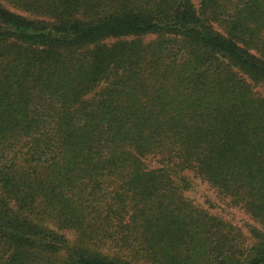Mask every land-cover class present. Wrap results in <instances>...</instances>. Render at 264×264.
Segmentation results:
<instances>
[{
    "label": "trees",
    "instance_id": "1",
    "mask_svg": "<svg viewBox=\"0 0 264 264\" xmlns=\"http://www.w3.org/2000/svg\"><path fill=\"white\" fill-rule=\"evenodd\" d=\"M255 87L264 0H0V264H264Z\"/></svg>",
    "mask_w": 264,
    "mask_h": 264
},
{
    "label": "rangeland",
    "instance_id": "2",
    "mask_svg": "<svg viewBox=\"0 0 264 264\" xmlns=\"http://www.w3.org/2000/svg\"><path fill=\"white\" fill-rule=\"evenodd\" d=\"M193 1L197 3V0ZM254 89L259 94L264 95L263 88L255 87ZM186 175L191 179L193 184L192 188L185 191L184 194L192 204L241 228L246 237L251 240L249 226H256V223L242 209L232 206L227 199L220 197L214 188L197 177L193 172L189 171ZM65 234L69 237L71 236V233L66 232ZM103 252L107 253L106 250Z\"/></svg>",
    "mask_w": 264,
    "mask_h": 264
}]
</instances>
